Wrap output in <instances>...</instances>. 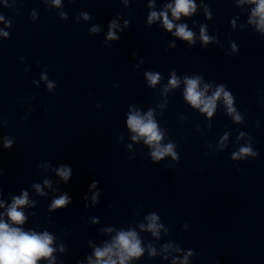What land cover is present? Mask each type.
Segmentation results:
<instances>
[{
	"label": "clouds",
	"instance_id": "1",
	"mask_svg": "<svg viewBox=\"0 0 264 264\" xmlns=\"http://www.w3.org/2000/svg\"><path fill=\"white\" fill-rule=\"evenodd\" d=\"M252 2H257V0H252ZM55 3L58 5L60 0H55ZM169 7H171V5H169ZM194 11L195 5L192 3V0H176L175 7L172 9L173 16L177 19L181 14L189 15ZM255 14L261 17L260 23L264 26V0H258V6L255 10ZM160 15L164 16L165 27L171 30L173 24L167 19L166 13H161ZM156 18L157 14L153 12L150 16V21ZM93 31H95V29H93ZM175 34L188 41H191L193 36L192 32L186 30V25L179 26ZM201 34L202 39L207 42L209 38L203 34V29L201 30ZM5 35L7 34L5 33ZM109 38H115L111 32L109 33ZM148 79L154 85L159 80V76L149 73ZM170 83L173 86L177 84L175 76H173ZM186 84L187 88L185 98L192 104L193 107L200 108L202 112H207L210 116L215 109L216 100L220 97L221 93H223L225 102L229 105V111H234V109L231 108V96L228 92L224 91L222 86L217 89L216 93L211 98L205 99L204 93L198 91V79H187ZM236 119L239 120V116H237ZM127 123L128 127L133 132L137 133V136L133 137L134 140L138 137H144L145 143L154 148V151L151 153L154 160H161L166 155H172L174 159L176 158L172 144H168L163 147L160 146L162 134L158 130L156 123L153 121L151 112L148 113L146 118L141 117L139 114L129 115ZM10 146L11 142H7L5 145V147ZM241 153L251 154V149L242 148ZM58 174L64 180H68L70 176V169L61 168ZM68 202L69 197L66 195L61 196L53 202V208L64 206ZM27 203V193H24L21 197L14 198V201L7 213L13 224L24 223L26 218L23 212L18 211V208ZM148 219L150 221L148 224L149 230L152 231L153 234H158V227H161L156 223L158 217L151 215ZM52 243L53 237L47 232L43 234L25 232L19 227H12L10 224L0 221V264H37V261L41 258H48L52 256L54 251L51 247ZM142 252L143 249L140 246V241L136 237V233L132 231H121L118 233L114 242L110 246H107L102 250L99 248L96 249V264H117V261L112 259L113 255L118 257L119 264H125L127 260L139 257ZM105 257H107V259H104Z\"/></svg>",
	"mask_w": 264,
	"mask_h": 264
}]
</instances>
